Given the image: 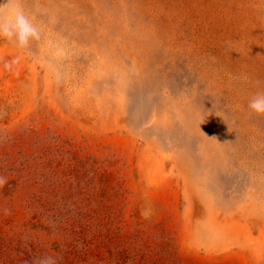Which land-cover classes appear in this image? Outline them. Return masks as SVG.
I'll return each instance as SVG.
<instances>
[{
  "label": "rangeland",
  "instance_id": "obj_1",
  "mask_svg": "<svg viewBox=\"0 0 264 264\" xmlns=\"http://www.w3.org/2000/svg\"><path fill=\"white\" fill-rule=\"evenodd\" d=\"M21 2L42 39H0V264H264V0Z\"/></svg>",
  "mask_w": 264,
  "mask_h": 264
},
{
  "label": "clouds",
  "instance_id": "obj_2",
  "mask_svg": "<svg viewBox=\"0 0 264 264\" xmlns=\"http://www.w3.org/2000/svg\"><path fill=\"white\" fill-rule=\"evenodd\" d=\"M0 39L20 50L30 49L34 42L42 39V25L34 14L23 9L21 0H0ZM248 109L255 115L264 116V91L250 98ZM5 182L0 177V184ZM152 215V207L146 204L141 209V216L150 219ZM58 260V256L45 255L38 258L36 264H58Z\"/></svg>",
  "mask_w": 264,
  "mask_h": 264
}]
</instances>
